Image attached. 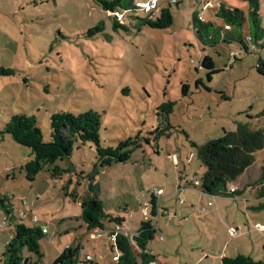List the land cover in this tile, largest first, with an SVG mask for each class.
Instances as JSON below:
<instances>
[{"label": "rangeland", "instance_id": "obj_1", "mask_svg": "<svg viewBox=\"0 0 264 264\" xmlns=\"http://www.w3.org/2000/svg\"><path fill=\"white\" fill-rule=\"evenodd\" d=\"M138 1L145 0L134 3ZM179 1L170 6L172 26L154 29L144 24L147 14L141 9L120 10L122 16L115 17L95 0H0V71L10 72L0 73V132L15 114L35 115L44 142H50L53 113L93 110L101 116L99 137L104 147L142 138L141 148L127 163L104 168L98 165L94 144L75 142L70 159L57 162L68 169L61 178L44 170L31 182L20 167L33 159L32 150L0 134V199L13 197L10 203L16 212L26 200V217L18 223L45 224L49 230L40 242L41 256L24 250L31 262L53 264L65 248L80 244L79 236L87 232L79 228L81 202L90 183L99 185L107 214L126 219L132 244L151 192L175 194L164 204L176 206L180 201L182 213L171 223L163 219L161 233L156 231L149 245L166 254L169 264H220L216 255L232 257L238 252L256 261L263 258L264 231L257 225L264 224V148L242 180L229 185L237 196H202L194 187L178 193L181 177L192 180L195 175L201 181L206 171L194 145L202 146L241 124L264 130V75L257 70L264 47L254 48L247 38L253 32L250 0H199L202 5ZM168 2L158 0L156 13ZM220 4L244 12L241 30L228 29L216 16ZM199 6L205 8L202 17L209 26L193 25ZM116 21L123 28L116 27ZM259 24V35L264 36V0ZM239 36L251 48L249 53ZM205 56L221 70L211 80L202 66ZM184 84L189 86L187 94L182 92ZM166 102L174 103L168 116L171 128L156 139L151 133L158 128L157 108ZM182 200L212 202L215 212L200 216L195 209L190 215ZM33 215L40 222L33 223ZM4 220L6 213L0 208V222ZM230 225L241 229L235 238L228 234ZM242 231L246 236L240 239ZM93 232L84 237L83 260L89 256L95 264H116L117 249L109 234L94 238ZM13 236L14 225L0 229V264Z\"/></svg>", "mask_w": 264, "mask_h": 264}, {"label": "trees", "instance_id": "obj_2", "mask_svg": "<svg viewBox=\"0 0 264 264\" xmlns=\"http://www.w3.org/2000/svg\"><path fill=\"white\" fill-rule=\"evenodd\" d=\"M95 1L103 10L112 13L115 17H117L116 13L121 14L120 10L138 9L134 0ZM196 1L198 2V0ZM179 3H181L179 0L176 3L168 2V6L162 7L155 19L146 17L144 24L154 29L171 27L173 16L170 6L172 4L178 5ZM259 9L260 0H250V26L253 32L256 33L253 34L251 32L247 38L250 39L254 48H257L256 46L258 45L261 50L264 47V36L259 35L261 30ZM201 15L202 8L199 6L192 15L193 25L196 26L199 23L209 26L201 18ZM216 16L221 17L226 22L228 29L230 26H235L241 30L246 22L243 11L233 7H226L224 4L219 5ZM115 26L123 28L117 21ZM96 29L100 28L97 27ZM238 39L246 52L249 53L251 48L249 47V49L245 45L240 36ZM222 41H226L225 34H222ZM246 43H249L250 46V42L247 41ZM202 66L208 70L210 80L212 75L221 71L215 68V64L209 56L204 57ZM257 70L264 75L263 59L258 62ZM0 73L9 74L10 72L1 70ZM199 84L201 82H197V85ZM206 89L210 91V88L206 87ZM188 90L189 86L184 84L182 92L187 94ZM222 97L227 98L225 95H222ZM173 106V102H166L157 108L158 128L151 133L156 139L171 128L168 116L173 111ZM100 128L101 116L93 110L80 114L57 112L50 117L51 141L44 142L43 133L37 124L35 115L15 114L10 121L5 123L0 134H8L16 143L32 150L33 159L22 165L20 170L25 173L27 180L33 182L44 170L49 172L54 178H61L62 174L68 169L61 168L57 162L70 159L75 142L94 144L98 155V165L102 168L111 166L114 163H127L132 153L142 146V138L137 136L134 139L129 138L121 141L116 147H104L99 137ZM194 147L198 149V159L206 169L201 178L200 189L202 193L210 196L234 197L237 196V192L230 195L228 193L229 185L236 182L255 163L256 153L264 148V130L251 129L249 124H241L235 131L224 130L219 138L210 140L202 146L194 145ZM10 176L15 178L16 175L12 173ZM99 192V185L90 183L88 195L81 202V219L86 225L88 232L96 230L107 232L114 229V227L109 228L107 222H113L115 226L122 227L126 219L107 214L104 203L99 199ZM72 196L78 199L76 192ZM151 202V216H157L158 203L155 199ZM9 203L8 197L0 199V208L6 215L9 214ZM154 220L150 217L141 221L139 230L135 231V235L132 237L134 246L130 238L125 237L121 233L116 235L113 247L120 253L116 264H152L156 262L155 256L149 249V245L154 240L157 231ZM18 222L13 221L14 236L6 245L1 264H39L31 262L29 258H25L23 252L27 250L29 253L41 256L40 242L45 236L42 228L38 226L29 227ZM133 247L136 248V251ZM80 250L79 246H68L53 264H95L92 260L79 261ZM222 264H264V256L258 261L250 256L241 254L235 257H223Z\"/></svg>", "mask_w": 264, "mask_h": 264}, {"label": "built area", "instance_id": "obj_3", "mask_svg": "<svg viewBox=\"0 0 264 264\" xmlns=\"http://www.w3.org/2000/svg\"><path fill=\"white\" fill-rule=\"evenodd\" d=\"M177 1H178V0H169V2H171V3H176ZM198 4L202 5L203 3L199 2V0H198ZM136 6L138 7V9L143 10V11L147 14V17H148V18H150V19H155L156 15H157L156 10L158 9V0H145V1H139V2L136 3ZM204 12H205V8H203V6H202V15H203ZM116 15L118 16V15H121V14L116 13ZM202 15H201V18L203 19ZM121 16H122V15H121ZM188 182L192 183L191 185H192L195 189H199V190L201 191V189H200V187H201V181L198 180V179L196 178L195 175L193 176V179H192V180H189ZM201 192H202V191H201ZM236 192H237V190H236L234 187H232V186L229 187V189H228V193H229L230 195H233V194H235ZM154 193H155L156 195H158V196H161V195L163 194V191H161V190H156V191H154ZM155 194H154V195H155ZM8 198H9L10 202H11V200L13 199V197H11V198L8 197ZM9 204H10V207H8L9 214L6 215V220L0 222V229L5 228L6 226H12V225H13V221H14V222H15V221H21V220L25 219V217H26L25 208H26V206L28 205V202H27L26 200L21 201V206H22V209H21V210H22V211L19 210L18 212L15 211V208H14L13 205H11V203H9ZM212 206H213V203H212V202H209L208 205H202V206H200L198 212H199L200 214H203V213L207 212L208 208H210V207H212ZM142 211H143V215H144L145 219H148V218H149L148 207L143 208ZM31 221H32L33 223H38V222H40V219H39L38 216L33 215L32 218H31ZM40 227L42 228V232H43V234H44V235H47V233H48V228H47L46 226H40ZM257 228L260 229V230H262V231H264V226H263V225L258 224V225H257ZM103 232H106V231L96 230V231H94V232L91 233V234H92V236H93L94 238H100V237L102 236V233H103ZM107 233L109 234V236L111 237V240H113V242L115 241V237H116V235L119 234V233L123 234V235H124L125 237H127V238L130 237V233H129L128 230H126L125 228H123V227H121V226H117V225L114 226V229L107 231ZM228 234H229V236H230L231 238L236 237V235H237V229H236L235 227H229V228H228ZM134 235H135V233H132V237H133ZM119 255H120V253L117 251V254H115V255L113 256V260H114L115 262L118 261V259H119ZM78 260H79V261H84L83 258H82L81 256L78 257ZM89 260H91V258L88 256L87 259H86L85 261H89ZM152 264H158V263H157V262H154V263H152Z\"/></svg>", "mask_w": 264, "mask_h": 264}, {"label": "crops", "instance_id": "obj_4", "mask_svg": "<svg viewBox=\"0 0 264 264\" xmlns=\"http://www.w3.org/2000/svg\"><path fill=\"white\" fill-rule=\"evenodd\" d=\"M250 169V168H249ZM248 169V170H249ZM247 170V171H248ZM247 171L245 172V173H247ZM244 173V174H245ZM187 177V176H186ZM242 177H243V175H242ZM242 177H240L236 182H239L240 180H242L241 178ZM189 180L186 178V179H183V177H181L180 178V185H179V190H178V193L179 192H182V191H184L185 189H187V188H193V186L191 185V184H189V182H188ZM181 186H184V188H181ZM191 186V187H190ZM158 190H161V191H163V194L161 195V196H158V195H156L154 192H151V199H150V202L148 203V204H146V206L145 207H148V214H149V218L151 217V218H153V219H155V220H157V221H159L158 223H157V226L155 225V227H156V230L157 231H159L160 233H161V230H160V226H161V224L163 223V219L164 220H167L168 221V223H171V222H173V221H175L176 219H177V217H178V215L179 214H181L182 212L180 211V207H179V205L181 204L180 203V201H178V203L176 202V206H175V203H173V204H164L165 203V200H167V199H169L170 197H172V196H174L175 194H173V193H169V194H165V192H164V190H162V189H158ZM238 192V191H237ZM155 194V195H154ZM177 194V193H176ZM201 194H202V196L204 195V193H202L201 192ZM171 195V196H170ZM206 195V194H205ZM155 199V201L158 203V208H157V212H156V215L157 216H151V214H152V200H154ZM199 203V202H198ZM188 204L185 200H182V204H184V205H186V207H188V208H190V209H187V210H189V212H192V214H190V215H193V214H195L194 213V210L195 209H197V213L201 216V215H204L205 213H203V214H200L199 212H198V210H199V208H200V205L202 206L203 204L202 203H199V204ZM179 204V205H178ZM144 207V208H145ZM149 207H151V211H149ZM214 207V205L212 206V207H210V208H208V210L207 211H210V212H215V210L214 209H212ZM183 215V214H182ZM185 215V214H184ZM183 215V216H184ZM131 217H132V215H131ZM125 219V218H124ZM145 220V219H144ZM154 220V221H155ZM187 220H188V218H187ZM186 219H185V221H187ZM78 222H82V224H80L79 225V228H80V230H83L84 228H87L86 227V225L84 224V222L83 221H78ZM257 224L258 223H260V222H256ZM255 223V224H256ZM254 224V225H255ZM260 225H263L264 226V224H262V223H260ZM40 226H45V224H41ZM39 226V227H40ZM115 225H111V226H109V228H113ZM47 227V226H46ZM122 227L123 228H125V224L123 223V225H122ZM229 227H235L236 229H237V231H240L241 229L239 228V227H237V226H229ZM228 227V228H229ZM254 229H257L256 227L254 228L253 227V229H251V230H254ZM70 232V230L68 231V233ZM49 234V230H48V233H47V235ZM87 234H88V230H87V232H85V231H82V233H81V236H79L80 238H79V242H80V244H77L78 243V241L77 242H75L74 243V245H73V247H76V246H79L81 249H83V246H84V244H85V242H84V237H86L87 236ZM246 232L245 231H242L241 232V234L239 233V235H241V237H240V239H242V238H244L246 235ZM235 238V237H234ZM113 241V240H112ZM114 243V242H113ZM254 243V242H253ZM72 246V245H71ZM254 246H255V243L253 244V248H254ZM150 249V248H149ZM150 251H151V253L155 256V261L158 263V264H169V262H167V257H166V254H163V253H161V254H159L156 250H153V249H150ZM254 251H255V248H254ZM243 255L242 253H240V252H238V255ZM214 255H216V254H214ZM213 255V256H214ZM245 255V254H244ZM79 256H81V250H80V254H79ZM223 256V254H219V255H216V259L215 260H219L221 263L220 264H222V257ZM237 256V255H236ZM224 257H228V256H225L224 255ZM232 257H235V256H232Z\"/></svg>", "mask_w": 264, "mask_h": 264}]
</instances>
